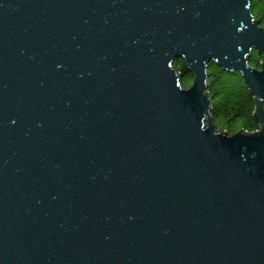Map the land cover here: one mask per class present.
<instances>
[{"label": "water", "instance_id": "95a60500", "mask_svg": "<svg viewBox=\"0 0 264 264\" xmlns=\"http://www.w3.org/2000/svg\"><path fill=\"white\" fill-rule=\"evenodd\" d=\"M250 1L0 0V264H264ZM210 62L257 130L216 129Z\"/></svg>", "mask_w": 264, "mask_h": 264}, {"label": "trees", "instance_id": "16d2710c", "mask_svg": "<svg viewBox=\"0 0 264 264\" xmlns=\"http://www.w3.org/2000/svg\"><path fill=\"white\" fill-rule=\"evenodd\" d=\"M250 11L260 21L264 28V0H251ZM249 64L260 68L264 64V55L256 57L254 53L249 57ZM173 66L179 73L182 85L192 82V75L183 59L177 58ZM206 91L210 98V114L217 129L231 134L239 129L253 132L258 129L254 119V97L249 93L240 74L236 71L228 72L210 62L207 65ZM264 111V100L262 103Z\"/></svg>", "mask_w": 264, "mask_h": 264}, {"label": "flooded vegetation", "instance_id": "af4514ba", "mask_svg": "<svg viewBox=\"0 0 264 264\" xmlns=\"http://www.w3.org/2000/svg\"><path fill=\"white\" fill-rule=\"evenodd\" d=\"M260 26H261V25H260ZM261 27H262V26H261ZM252 53H254V54L256 55L257 58L260 57L261 55H264V51L261 52V53H258L257 50H255V49H252L251 54H252ZM250 56H251V55H250ZM263 65H264V64H263ZM263 65H262V66H263ZM262 66H261V67H262ZM261 67L258 68V69H261Z\"/></svg>", "mask_w": 264, "mask_h": 264}, {"label": "rangeland", "instance_id": "374dc122", "mask_svg": "<svg viewBox=\"0 0 264 264\" xmlns=\"http://www.w3.org/2000/svg\"><path fill=\"white\" fill-rule=\"evenodd\" d=\"M204 123H205V125L207 124V120H204ZM217 129V128H216ZM217 130H222V129H217Z\"/></svg>", "mask_w": 264, "mask_h": 264}]
</instances>
